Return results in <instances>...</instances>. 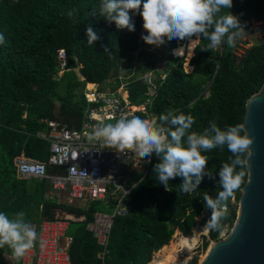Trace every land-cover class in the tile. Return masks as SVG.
Masks as SVG:
<instances>
[{
  "label": "trees",
  "instance_id": "16d2710c",
  "mask_svg": "<svg viewBox=\"0 0 264 264\" xmlns=\"http://www.w3.org/2000/svg\"><path fill=\"white\" fill-rule=\"evenodd\" d=\"M100 4L101 0H0V34L5 40L0 44V211L12 217L34 208L35 221L38 217L52 218L58 209L84 215V221L68 229L73 237L69 246L71 264H101L96 239L86 229V223L95 211H110L112 199L106 204L96 199L85 206L44 199L48 180L20 177L15 160L23 153L43 162L49 172L60 170L48 163L49 142L35 133L48 131V125L40 119L79 128L88 105L84 94L86 81L103 89L102 83L112 79L109 85L113 91L120 83L117 77L121 69L125 68L128 77L123 89L129 101L138 105L145 99L147 89L142 74L154 71L159 75L155 70L159 55L148 51L149 44L142 39V35H147L142 17L132 15L134 31L118 29L114 22L99 15ZM229 11L242 25L248 17L264 21V0H233L232 8L222 9L221 15ZM88 27L100 37L92 45L88 44ZM164 43L169 48L162 69L165 77L155 80L157 89L149 112L159 116L173 109L177 114H191L195 122L190 131L197 133L209 127L213 119L222 130L240 124L246 100L264 83V43L252 46L238 59L233 47L226 43L215 51H202L208 41L197 38L188 59L192 67L189 72L182 69V56L173 57L170 53L174 40L165 38ZM59 48H64L68 55V68L61 74H57L56 65ZM182 48L178 45L174 52L179 54ZM203 154L208 157L207 168L215 178L205 176L194 192L186 194L180 190V176L169 181L171 191L159 183L154 171L159 158L153 153L144 175L124 196L127 213L113 218L104 264H149L152 253L169 245L177 231L190 236L201 212L205 211L207 220L210 218L212 210L206 208L202 196L207 192L216 198L221 190L219 170L231 153L225 146L223 150L215 148ZM138 177V173H133V179ZM245 179L246 176L243 182ZM239 194L240 190L235 191L228 201L229 216L224 221L227 232L235 217ZM219 234L207 231V238L214 241ZM207 241L202 236L201 251L207 247ZM2 251L11 256L7 246L0 248V254ZM196 259L195 254L189 264H196Z\"/></svg>",
  "mask_w": 264,
  "mask_h": 264
},
{
  "label": "clouds",
  "instance_id": "9594fccd",
  "mask_svg": "<svg viewBox=\"0 0 264 264\" xmlns=\"http://www.w3.org/2000/svg\"><path fill=\"white\" fill-rule=\"evenodd\" d=\"M232 6L233 0H101L99 15L109 23L114 22L118 29L134 31L132 15L139 14L147 33L142 35L145 43L160 46L165 38L189 41L193 37L203 38L208 43L201 50L212 52L225 43L228 47L235 46L245 32L244 25L230 11L221 15L222 9ZM86 35L89 45L100 39L91 27L86 29ZM3 43L5 40L0 34V44ZM194 122L191 114H177L173 109L147 118L121 116L114 123L97 126L88 139L117 152L131 150L141 159L155 153L159 162L154 165V171L159 183L171 191L169 181L180 176L183 178L180 190L186 194L194 192L205 176L215 178L207 168L208 157L203 153L215 148L223 150L226 146L231 155L219 170L221 190L216 198L207 192L202 196L206 208L212 210L202 230L223 233L224 221L229 216L228 201L240 189L249 170L254 137L244 124L222 130L213 119L209 127L197 133L190 131ZM38 239L36 226L26 220L25 212L10 217L0 211V248L7 246L12 258L22 259Z\"/></svg>",
  "mask_w": 264,
  "mask_h": 264
},
{
  "label": "built area",
  "instance_id": "2783aa9c",
  "mask_svg": "<svg viewBox=\"0 0 264 264\" xmlns=\"http://www.w3.org/2000/svg\"><path fill=\"white\" fill-rule=\"evenodd\" d=\"M244 29V34L232 48L234 55L238 57L251 38H261L264 35V21L248 17ZM173 40L175 46L170 48V53L173 57H181L182 54L174 52L175 48L181 45L179 39ZM183 45L185 44L182 43ZM67 62L65 49H57V74L68 68ZM142 77L147 89L145 99L138 105L129 101L127 92L123 89L125 78L118 76L120 83L113 91L101 89L90 81L92 85L88 86L89 82L86 81L84 94L88 105L84 109L79 128H67L56 120L40 119L48 125V131L38 130L35 134L49 142L48 163L59 167L60 170L49 172L43 162L29 158L23 153L15 160L16 171L20 177L48 180L49 189L44 193V199H55L58 204L72 205L81 201L82 206L96 199L105 204L109 202V198L112 199L110 211H95L93 218L86 223V229L96 239L97 258L101 264H104L109 252L113 218L127 213L124 196L144 175L150 158L141 159L131 150L117 152L116 149L104 148L102 143L90 141L88 137L97 126L106 121L114 123L121 116H156L148 109L156 94L155 80L163 79L165 74L162 70L159 75L148 71L143 73ZM135 172L139 177L133 179ZM84 220V215L76 216L59 209L52 218L38 217L34 225L39 239L17 264H71L69 246L73 237L68 233V229L71 222ZM197 244L198 242L194 248ZM5 255L7 253L3 252V262L12 264Z\"/></svg>",
  "mask_w": 264,
  "mask_h": 264
},
{
  "label": "water",
  "instance_id": "95a60500",
  "mask_svg": "<svg viewBox=\"0 0 264 264\" xmlns=\"http://www.w3.org/2000/svg\"><path fill=\"white\" fill-rule=\"evenodd\" d=\"M262 43L264 35L251 38L238 59ZM240 124L254 137V143L235 217L228 232L209 243L198 264H264V83L246 100Z\"/></svg>",
  "mask_w": 264,
  "mask_h": 264
},
{
  "label": "rangeland",
  "instance_id": "374dc122",
  "mask_svg": "<svg viewBox=\"0 0 264 264\" xmlns=\"http://www.w3.org/2000/svg\"><path fill=\"white\" fill-rule=\"evenodd\" d=\"M179 42H180L181 45H182V43L185 44V45H183V48L181 49V52H179V55L182 54V59H183L182 69H183L184 72H189V71H191V69L189 70L188 68L191 67V66L188 64V59H189V57L192 56V54H193V51H192V50H193L194 45H195L196 42H197V38L193 37V39H192L191 41H189V40H187V39H185V40H179ZM148 51H155V52L159 55V56H157V57H158V61H157L156 65H155V69H156L157 71H161L162 69H164V67H165V60H166V55H167V53H168V51H169V48H167V44L163 43V44L160 45V46L149 45V46H148ZM131 65H132V67L135 66L134 63H131ZM185 65H186V66H185ZM119 76H120V77H123V78H126L127 74H126L125 68H122V69H121V72H120ZM111 81H112V79H110V82H111ZM110 82H109V79H106V80L102 83V88H103V89H106V90L109 91V90H110V85H109ZM85 84H86V83H85ZM117 90H119V89H117ZM119 92H120V91H119ZM107 122H109V121H106L105 123H107ZM232 202H233V199H232ZM82 203H83V202H81V201H76L74 204H75V205H78V206H79V205L82 206V205H83ZM26 220L29 221L30 223H32L33 221H35V210H34V208L28 209V211H27V216H26ZM195 220H196V223H195L194 227L198 228V233H199V239H200V240L198 241L197 246L193 249V254H192V256H191V257L188 259V261H187L188 264H189V261L191 260V258L193 257V255L196 254V256H197L196 264L199 263V258H200L202 255H204L205 250H206L207 247L201 251V249H200V244H201V242H202V236H205L206 239L208 240V241H207V246L209 245L210 242L213 241V240H209V239L207 238V232L202 230L204 224H205L206 221H207V217H206V213H205V211L201 212L200 215H198V216L195 218ZM79 224H80V222H71V223H70L71 229L76 228ZM193 229H194V228H193ZM193 229H192V230H193ZM190 232H191V231H190ZM177 233H178V231H177ZM191 233H192V232H191ZM226 233H227V228H224L223 233H220V234H219V237H221L222 235H224V234H226ZM174 234H175V233H174ZM179 234H181V233L179 232ZM179 234H178V235H179ZM170 241H171V242H172V241L176 242L177 240L175 239L174 236H172V238L170 239ZM171 242H170V243H171ZM168 243H169V242H168ZM170 243H169V244H170ZM2 253H3V251H2ZM5 256H8V257H9L8 260H11V261L13 260L12 256H10L8 253H7V255H5ZM154 257H155V254H154V252H153V253H152V258H150V259H154ZM1 262H3V260H2V255L0 254V264H1ZM3 263H4V262H3ZM4 264H5V263H4Z\"/></svg>",
  "mask_w": 264,
  "mask_h": 264
},
{
  "label": "bare ground",
  "instance_id": "6f19581e",
  "mask_svg": "<svg viewBox=\"0 0 264 264\" xmlns=\"http://www.w3.org/2000/svg\"><path fill=\"white\" fill-rule=\"evenodd\" d=\"M186 66V65H185ZM189 70L191 67L188 68ZM34 225V222L32 223ZM175 234L176 242L172 241L169 245L164 246L149 264H188V259L193 254V248L199 240L198 228L194 227L190 236ZM203 255L199 258V262ZM12 264H16L14 259Z\"/></svg>",
  "mask_w": 264,
  "mask_h": 264
},
{
  "label": "crops",
  "instance_id": "0c3cea01",
  "mask_svg": "<svg viewBox=\"0 0 264 264\" xmlns=\"http://www.w3.org/2000/svg\"><path fill=\"white\" fill-rule=\"evenodd\" d=\"M88 82H89V81H88ZM90 82H91V81H90ZM90 82H89V83H90ZM89 83H88V84H89ZM26 216H27V214H26ZM33 222H34V221H33ZM33 222H32V223H33ZM155 253H156V252H155ZM155 253H154V254H155ZM1 255H2V253H1Z\"/></svg>",
  "mask_w": 264,
  "mask_h": 264
}]
</instances>
